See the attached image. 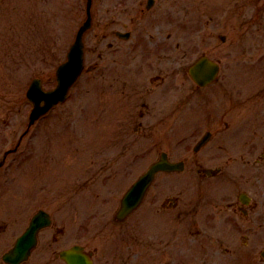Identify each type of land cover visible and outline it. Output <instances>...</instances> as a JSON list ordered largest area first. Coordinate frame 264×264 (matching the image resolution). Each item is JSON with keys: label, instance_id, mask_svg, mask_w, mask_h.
Wrapping results in <instances>:
<instances>
[{"label": "rangeland", "instance_id": "obj_1", "mask_svg": "<svg viewBox=\"0 0 264 264\" xmlns=\"http://www.w3.org/2000/svg\"><path fill=\"white\" fill-rule=\"evenodd\" d=\"M76 1L74 0V3ZM40 6L42 8L39 11H32L30 0H0V32L8 37L13 50L30 53L28 56L30 64H27V60H22L20 63H0V71L3 72L0 74V152L5 147L13 146L26 127L29 104L23 94L27 82L38 75L42 78L45 87L53 86L54 69L65 58L66 50L73 40L77 27L76 24L73 30L68 29L69 23L72 26L71 23L76 22L74 17L71 20L73 2L67 6L68 9L62 6L61 0H46V3H40ZM82 12L81 9L77 23L82 19ZM55 17L57 24L64 29L59 28L58 31L49 29ZM227 18L223 17L224 22ZM220 28L221 33L225 34V41L208 35L205 45L207 52L221 60L220 79L216 84L195 92L209 100V104L202 108L206 110L207 116L213 115L215 128L223 135L226 134L229 139L232 138V131L238 139L234 140L236 145H229L230 152H226L217 148L219 139L214 137L202 151L203 154L199 153L203 158H200L201 169L220 167L222 172L207 175L202 181L194 179L195 183H192V187L184 194L183 200H191V204L193 201L200 202L205 209L210 202L216 203L217 214L200 213L196 226H189V233L186 235H189V247L186 245L181 248L176 245L174 254L181 257L184 264H264L258 254V250L264 245V155L260 156L264 146V108L260 105L256 112L253 111L250 104H255L259 96L252 94L254 89L251 87L254 83L244 80L252 73L251 71H264V11L256 13L251 26L245 24L238 27L231 22H225ZM189 32L193 57L200 50H204V47L200 44V32L193 30ZM18 33L23 39L20 41L25 48H21L19 40L13 39ZM87 34L85 61L87 66L96 63L98 67L94 71H86L81 76L72 87L67 101L55 107L46 117L30 127L17 151L22 154L30 152L32 157L25 159L27 156H13L5 167L15 168L14 171L9 172V176L12 179L16 177V183L23 173H33V179L28 177L27 181L28 186L33 183L30 187L33 191L26 194L27 187L19 184V194L25 192L28 197L37 200L32 203V210L42 206L53 214L55 223L64 225L67 231H73L74 235L77 232L76 238L80 242L95 249L97 264H128L129 262L137 264L139 257L135 246V238L138 236L136 220L122 225H115L111 220L112 211L122 194L121 190L113 192L112 200H109L105 187L78 186L77 190L73 188L76 190L73 193L69 181L64 182L60 189L50 187L47 182L35 181V177L38 178L40 175L41 168L45 169L42 170L43 175H40L38 181L50 178L53 176V171L65 175L76 172L78 164L71 160V156L94 152L97 145L104 146L107 142L105 129L108 122L104 114L99 117L102 125H98L96 129L87 124V148L82 139L81 147L80 142L77 143L74 138L64 140L63 136L56 134L62 129L73 128L80 121L86 122L88 114L89 119L92 118V113L100 111L98 104L101 108L102 98L104 101L103 94L107 87L106 73L103 59L98 58V53L104 48L103 31L95 26ZM181 34L185 38L187 31H182ZM20 49L24 51H18ZM5 60H8L7 55L0 53V61ZM20 69L25 73L22 72V76L16 79L14 71L16 70L17 74ZM262 83L264 81L256 84L259 86ZM176 84L177 86L183 84L182 88L186 89L191 81L181 73ZM259 89L264 90V85ZM232 95L236 103L229 110L228 107L233 102ZM238 99L244 101L239 102ZM7 106H10V110ZM103 111L105 112L104 106ZM225 111H228L227 115ZM8 114L9 121L5 122L4 118ZM224 121L230 125L227 130L224 128ZM181 125L183 128L185 121H182ZM180 129H177V134L172 140L180 137L183 143L170 145L168 150L173 157L188 160L190 166L192 161L189 158L194 138L185 136L183 134L185 132H181ZM203 129L205 128H201ZM51 139L54 147L50 148L49 154L47 148ZM156 151V147L145 140L137 148L133 147L129 153L135 160L136 157L143 158L146 154L154 157ZM46 158H51L48 160V166H40L46 162ZM145 159L144 165L149 161V158ZM131 161H128V166ZM7 175L6 172L4 177ZM134 175L135 173L131 176L130 173L128 174L129 181ZM3 179L0 176V184ZM50 182L56 187L59 186L54 181ZM241 187L251 195L256 205L248 219L233 216L231 210L225 207L227 202L235 200L236 191ZM121 189L123 191L124 187ZM16 198L15 195L14 199ZM231 219L233 223L238 224L227 226L225 222ZM197 229L199 232L195 233ZM108 239L114 245L108 242ZM156 241L159 244L160 240ZM164 251H159L156 247L152 250L144 249V256L148 263L152 261L158 263L166 259L165 256L161 257Z\"/></svg>", "mask_w": 264, "mask_h": 264}, {"label": "flooded vegetation", "instance_id": "obj_2", "mask_svg": "<svg viewBox=\"0 0 264 264\" xmlns=\"http://www.w3.org/2000/svg\"><path fill=\"white\" fill-rule=\"evenodd\" d=\"M147 2V0H146ZM144 0H106V18L104 22L106 51V72L109 76L110 116L114 91L116 100H125V110L113 116L121 138L138 140L153 129L171 126L175 108L166 107L173 102L175 87L172 75L175 64L190 58L191 47L175 37V25L166 14L173 15V6L189 7L186 0H151L146 7ZM188 12V11H186ZM190 25L187 27L189 28ZM139 27H142L141 29ZM128 32L132 40L123 39ZM125 56L124 58H122ZM129 68L136 71L135 81L128 82ZM155 72L146 79L148 73ZM158 90V91H156ZM137 130L131 131L130 128ZM124 152L109 158H120ZM8 155V154H7ZM6 155V156H7ZM167 206L166 202H163ZM29 213V212H28ZM29 216V215H28ZM49 230L41 229L37 242L27 259L18 264H65L57 255L64 241V231L58 226ZM46 229V228H45ZM8 224L0 223V264H9L2 259L12 240L8 235ZM10 241V242H9ZM60 246L59 248L56 247Z\"/></svg>", "mask_w": 264, "mask_h": 264}, {"label": "water", "instance_id": "obj_3", "mask_svg": "<svg viewBox=\"0 0 264 264\" xmlns=\"http://www.w3.org/2000/svg\"><path fill=\"white\" fill-rule=\"evenodd\" d=\"M87 24L85 23L77 33L75 42L71 45L68 53L67 60L59 65L56 69L57 85L51 91H41L39 86H31L28 90V95L33 99L34 108L31 112V117L34 119L39 114L49 109L51 105L56 103L65 97L69 86L75 81L82 68V42L81 37ZM195 72H192L194 79L203 84L209 81L214 75V66L205 60H199L196 63ZM40 100H44L43 106H40ZM167 163L161 160L152 166L145 172L140 179L134 184V186L127 192L122 200V210L132 208L139 199L142 192L145 190L147 185L153 178L154 173L161 169L166 168ZM38 220V221H36ZM39 219H33V226L37 224ZM21 247V243L18 244L17 248Z\"/></svg>", "mask_w": 264, "mask_h": 264}]
</instances>
